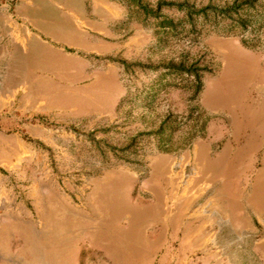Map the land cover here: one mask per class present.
Returning <instances> with one entry per match:
<instances>
[{
    "label": "rangeland",
    "instance_id": "374dc122",
    "mask_svg": "<svg viewBox=\"0 0 264 264\" xmlns=\"http://www.w3.org/2000/svg\"><path fill=\"white\" fill-rule=\"evenodd\" d=\"M0 264H264V0H0Z\"/></svg>",
    "mask_w": 264,
    "mask_h": 264
}]
</instances>
